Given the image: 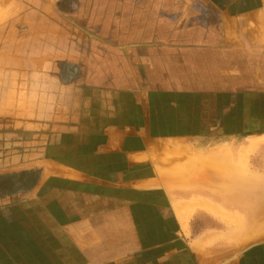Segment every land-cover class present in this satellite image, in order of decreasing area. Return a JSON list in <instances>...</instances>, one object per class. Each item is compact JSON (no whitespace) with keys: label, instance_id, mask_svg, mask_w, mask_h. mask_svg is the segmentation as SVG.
<instances>
[{"label":"crops","instance_id":"0c3cea01","mask_svg":"<svg viewBox=\"0 0 264 264\" xmlns=\"http://www.w3.org/2000/svg\"><path fill=\"white\" fill-rule=\"evenodd\" d=\"M188 1L179 5L173 38L150 41L142 34L143 38L126 42L159 46L155 49L168 63L159 60L154 71L165 72L167 64L175 68L176 58L179 64L189 58L187 83L194 86L186 87L217 92L213 79L201 77L202 64L193 53L206 58V69L215 74L216 69H225L212 61L211 54L223 59L246 37L264 47L260 41L264 0ZM196 1L213 20L208 23L212 34L201 39L196 31L204 27L194 25L191 36L183 38L182 32L196 16ZM144 5L148 7L142 8L143 17L150 15L153 3L148 0ZM139 14L136 9L133 17ZM132 50L124 54L132 61V78L125 85L70 80L61 67L70 52L30 56L27 67L1 66V260L8 264H264V240L248 247L239 242L241 249L230 247L223 236L226 221L219 216L200 210L195 217L197 209L183 230L175 200L211 197L167 188L149 160V152L157 148L166 152L171 139L196 138L188 131L166 134L167 121L177 123L166 115L181 107L178 95L183 93L176 92L182 90L183 81L176 78L172 93L165 81L153 87L138 84L134 76L138 69L144 74L151 54L147 48V54L144 48ZM159 149V154L165 153ZM134 153L147 161L141 155L140 160L134 158ZM201 219L207 227L198 229Z\"/></svg>","mask_w":264,"mask_h":264},{"label":"rangeland","instance_id":"374dc122","mask_svg":"<svg viewBox=\"0 0 264 264\" xmlns=\"http://www.w3.org/2000/svg\"><path fill=\"white\" fill-rule=\"evenodd\" d=\"M4 1L7 4L0 16V119L1 66L27 67L30 56H40L47 52H70L68 61L62 59L61 64L62 72L65 74L68 71L66 75H69L70 80L83 82L85 78L87 82L89 80L125 85L130 83L132 78L129 74L132 61L126 60L124 54L126 51L133 52V46L141 51L144 48L143 54H147V48L151 57L145 62L147 67H144V74L141 75V69H138L139 74L134 76L138 84L144 83L143 85L153 87L159 81H165L166 88L170 92L177 87L174 82L176 78L183 81L180 86L182 90L176 92L183 93L178 95L182 105L166 115L167 119H177V123H173L174 120L167 121L166 134L186 135L185 131L197 134L196 138L169 140L171 144L166 148V153L170 151L166 154L167 157L165 154L164 157L162 154L159 155L157 150L152 151L154 162L159 157L156 162L158 164L151 161L155 168L157 166L160 168L159 172L156 169L159 173L157 176L164 180L165 177L176 176L177 173V176L188 174L187 178L190 179L191 185L176 179L163 182L166 181L165 183L168 184L166 187L172 190L192 191L198 195L210 196L211 198L206 199L223 209L224 215L201 207L192 214L195 215L203 210L224 219L227 230L223 236L226 237L225 240L230 247L241 249L239 242H245L244 247H248L264 240V229L257 231L259 228L255 227H264V143L251 147L248 140L252 135L264 133V47H258L246 37L241 47L230 51V54H224L227 57L223 59L217 58L218 54L213 57L211 54L212 61L225 69L222 72L221 69H216L215 74L211 72V68L208 69L210 72L206 69V58L193 53L198 63L202 64L201 77L213 79L214 87H218L217 92L203 88L193 91L187 88L194 86L187 83L190 77L189 58L181 59L180 64L176 58L175 68H169L167 64L165 72L159 69L154 71L155 64L159 60L168 63V60L161 57L163 56L161 50L158 53L155 49L159 46H142V43L126 42L132 39L139 40L143 38L142 34H145L150 41L176 36L174 25L178 21L177 10L180 9L181 3L182 5L189 3L188 0H150L153 3L149 5L150 15L144 13V17L141 15L142 8L147 9L148 6L144 4L148 0ZM234 2L236 0H231L232 4ZM196 3L199 6L194 12L196 16L191 19L190 26L182 32L186 36L183 38L191 36L189 31L194 25L204 27L196 31L201 39L212 34L208 23L213 20H209L205 8L197 1ZM174 6L176 11L173 10ZM136 9L139 10V17H133ZM133 64L135 65L134 62ZM39 65H42L41 62ZM217 82L220 84L218 85ZM7 93L8 98L13 97V91ZM230 104L232 107L226 109ZM180 118H183V122H179ZM205 122L210 126L214 125L213 128L207 127L208 124ZM179 126H183V131ZM242 147H251L244 164L240 158ZM155 152L158 154L155 155ZM150 157V160H153L151 155ZM165 167L167 169H164ZM196 176L198 178L195 179ZM200 177L202 179H199ZM195 180L198 182L197 184L195 182L197 186L193 185ZM198 221H200L198 229L207 227L205 220ZM54 243L57 246L58 240ZM55 255L60 259V254ZM0 264H8L5 259L1 260V223Z\"/></svg>","mask_w":264,"mask_h":264},{"label":"bare ground","instance_id":"6f19581e","mask_svg":"<svg viewBox=\"0 0 264 264\" xmlns=\"http://www.w3.org/2000/svg\"><path fill=\"white\" fill-rule=\"evenodd\" d=\"M6 4L7 3H5V1L4 0H0V16H1V13H2V11H3V9L5 8V6H6ZM260 41L261 42H264V38H260ZM113 138V137H112ZM116 140V139H115ZM248 140H250V145H251V147L252 146H258L259 144L261 145L262 143H264V134H259V135H252V137L250 138V139H248ZM247 141V140H246ZM152 144V143H151ZM160 145V144H159ZM155 147H157V146H155ZM251 147H242V149L240 150V158H241V160L243 161L242 163L244 164L246 161H247V159H248V154H249V152H250V150H251ZM158 149L159 148H157L156 150L158 151ZM162 149V148H161ZM164 152H165V150H164V148L162 149ZM162 150H160L159 149V151L161 152ZM150 151V150H149ZM155 151V150H154ZM167 151V150H166ZM163 152V153H164ZM170 152V151H169ZM168 152V153H169ZM171 152H173V151H171ZM229 152V151H228ZM140 153V152H139ZM141 153H144V152H141ZM156 154L155 155H157L158 153L157 152H155ZM168 153H164L165 154V156H166V154H168ZM135 154V153H134ZM149 154H151V156H152V158H153V156H154V153H153V155H152V153L151 152H149ZM149 154H147V157H148V155ZM137 154H135V157L134 158H137L138 159V157H140L141 158V156L143 155V154H138L137 156H136ZM160 155V154H159ZM162 156H163V154H162ZM164 157V156H163ZM167 157V156H166ZM165 157V158H166ZM132 158V157H131ZM142 158H144V161L146 160V157H144V156H142ZM133 159V158H132ZM148 159V158H147ZM151 159V157L149 156V160ZM158 160H159V157L157 158ZM164 159V158H163ZM134 160V159H133ZM138 160H140V159H138ZM143 160V159H142ZM141 160V161H142ZM154 160H155V158H153V160H150V161H152V162H154ZM158 160L156 161V162H158ZM147 161V160H146ZM160 161H161V158H160ZM160 161H159V164H161L160 163ZM165 161V160H164ZM167 161V160H166ZM156 162H154L155 164H158V163H156ZM173 162H171V164H172ZM163 165V164H162ZM161 166V165H160ZM176 166V165H175ZM175 166H173V167H175ZM163 167H164V165H163ZM177 167V166H176ZM156 169H158V172H159V167L157 166L156 167ZM162 169V168H161ZM164 169H167L166 167L164 168ZM176 169V168H175ZM174 169V170H175ZM177 170V169H176ZM157 171V170H156ZM161 171V170H160ZM162 171H163V169H162ZM179 171V170H178ZM157 172V173H158ZM167 172V171H166ZM165 172V173H166ZM181 172H182V169H181ZM168 173V172H167ZM170 173V172H169ZM159 174V173H158ZM181 174V173H180ZM160 175H163V174H160ZM165 175V174H164ZM177 175H178V173H177ZM174 176V175H172V177H165L166 179H164V177L162 176H160L161 178H163L164 180H173V179H176V181H181V182H183V181H185V182H188V183H190V185H191V182H190V179L188 180V174H185V175H179V176ZM198 176V175H197ZM194 177L195 179L196 178H198V177ZM201 176V175H200ZM191 177V176H190ZM159 179V178H158ZM199 179H202V177H200ZM199 179H197V180H199ZM197 180H195L194 181V183H193V185L195 184V182L197 181ZM158 181V180H157ZM165 181V182H166ZM176 181H174V182H176ZM151 182V181H150ZM160 182V181H159ZM172 182V181H171ZM199 182H200V180H199ZM148 183V182H147ZM177 183V182H176ZM198 182H196V184H197ZM206 183V182H205ZM165 184V183H164ZM167 184V183H166ZM195 184V185H196ZM148 185V184H147ZM168 185V184H167ZM172 185H174V184H172ZM180 185V184H179ZM187 186V185H186ZM197 186V185H196ZM195 186V187H196ZM205 186H206V184H205ZM209 186H210V184H209ZM208 185H207V187H209ZM211 186H212V183H211ZM211 186L209 187V188H211ZM212 189H213V187H212ZM197 191H199V189H196ZM215 190V189H214ZM218 192V191H217ZM175 197H177V196H175ZM178 197H180V196H178ZM194 198L192 199V200H189V199H177V200H175V202H174V210H175V212H176V214H177V216H178V218H179V220H180V223H181V226H182V228L183 229H187V226H188V223H189V218H190V215L198 208V207H201V208H205V209H210L211 211H213V212H216V213H223L224 211H223V209H221V208H219L217 205H215L211 200H209V199H206V198H202V197H198V196H193ZM182 198V197H181ZM264 213V212H263ZM223 215H224V213H223ZM227 216H228V214H227ZM256 228H259L257 231H262L263 229H264V227H262V226H260V227H258V226H255ZM254 233V232H253ZM250 234V233H249ZM248 236V235H247ZM254 236V235H253Z\"/></svg>","mask_w":264,"mask_h":264}]
</instances>
